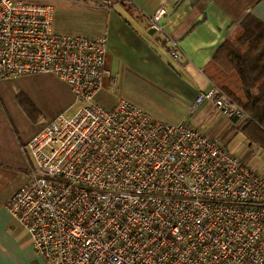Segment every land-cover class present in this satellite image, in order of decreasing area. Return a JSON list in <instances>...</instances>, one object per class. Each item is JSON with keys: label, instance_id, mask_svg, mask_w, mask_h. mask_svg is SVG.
<instances>
[{"label": "built area", "instance_id": "obj_1", "mask_svg": "<svg viewBox=\"0 0 264 264\" xmlns=\"http://www.w3.org/2000/svg\"><path fill=\"white\" fill-rule=\"evenodd\" d=\"M164 14L151 16L154 30ZM104 57L101 38L55 33L50 6L0 0V82L52 75L81 103L25 144L31 170L6 205L37 255L46 264H264V179L185 123L123 100L98 104ZM202 102L245 120L215 87Z\"/></svg>", "mask_w": 264, "mask_h": 264}, {"label": "crops", "instance_id": "obj_2", "mask_svg": "<svg viewBox=\"0 0 264 264\" xmlns=\"http://www.w3.org/2000/svg\"><path fill=\"white\" fill-rule=\"evenodd\" d=\"M56 1L64 27L59 34L105 41L107 75L98 104L110 109L123 100L159 121L185 123L216 139L264 179V151L240 133L244 120L224 116L209 102L195 104L196 96L211 88L203 69L237 23L251 15L264 25V0H111L109 8L93 0ZM39 6H50L54 20L53 6ZM158 10H165L161 31L150 23ZM45 124L21 132L6 108H0V264H46L6 209L31 170L24 146Z\"/></svg>", "mask_w": 264, "mask_h": 264}, {"label": "trees", "instance_id": "obj_3", "mask_svg": "<svg viewBox=\"0 0 264 264\" xmlns=\"http://www.w3.org/2000/svg\"><path fill=\"white\" fill-rule=\"evenodd\" d=\"M203 73L245 115L243 137L264 151V25L251 15L244 16ZM16 98L24 114L36 123L39 117L32 102L22 92Z\"/></svg>", "mask_w": 264, "mask_h": 264}, {"label": "rangeland", "instance_id": "obj_4", "mask_svg": "<svg viewBox=\"0 0 264 264\" xmlns=\"http://www.w3.org/2000/svg\"><path fill=\"white\" fill-rule=\"evenodd\" d=\"M27 1V0H25ZM31 3L54 7L53 31L57 34L64 32L60 21V8L56 0H28ZM22 92L32 102L39 117L32 122L22 111L17 94ZM75 102L69 87L52 75H34L20 77L0 82V108L3 106L11 115L13 122L21 132L32 131L40 124L47 123L57 115L71 116L80 107Z\"/></svg>", "mask_w": 264, "mask_h": 264}]
</instances>
